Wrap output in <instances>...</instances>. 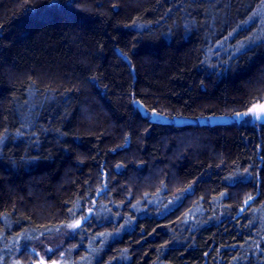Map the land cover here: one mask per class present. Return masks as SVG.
<instances>
[{
	"label": "trees",
	"instance_id": "obj_1",
	"mask_svg": "<svg viewBox=\"0 0 264 264\" xmlns=\"http://www.w3.org/2000/svg\"><path fill=\"white\" fill-rule=\"evenodd\" d=\"M263 7L0 0V264H264Z\"/></svg>",
	"mask_w": 264,
	"mask_h": 264
},
{
	"label": "snow or ice",
	"instance_id": "obj_2",
	"mask_svg": "<svg viewBox=\"0 0 264 264\" xmlns=\"http://www.w3.org/2000/svg\"><path fill=\"white\" fill-rule=\"evenodd\" d=\"M156 116H159V114H156ZM236 118H241V117H248L251 116L254 120L256 121H264V104L259 105V108H257L255 105L251 108L248 109L247 112H243V113H236L235 114ZM3 142V136L0 135V143ZM247 172V170H246ZM253 197L249 196L248 200L245 201V203H248V201L252 200ZM71 211V210H70ZM91 209H89V214L91 213ZM89 218V216H84L81 217V219L79 220H75L74 223H71L69 225H67V227L73 231L78 230V229H82L83 228V223L82 221H85ZM103 235V234H102ZM38 239V238H37ZM56 249L53 248H49L46 249V253H52L54 254V251ZM34 251V250H33ZM64 254L61 253V256H63ZM0 261H3V257L0 256ZM39 264H44V259L43 257L40 258ZM52 264H58L57 261H53Z\"/></svg>",
	"mask_w": 264,
	"mask_h": 264
},
{
	"label": "rangeland",
	"instance_id": "obj_3",
	"mask_svg": "<svg viewBox=\"0 0 264 264\" xmlns=\"http://www.w3.org/2000/svg\"><path fill=\"white\" fill-rule=\"evenodd\" d=\"M258 19L260 21V24H262V29L260 28L259 31L257 33L259 34H264V7L260 9V11L258 12ZM264 104V98H262L261 100L255 101L253 102L245 111L243 112H247L249 108L253 107L254 105L259 108V105ZM243 112H239V113H243ZM152 117V113L150 114ZM235 115V114H234ZM209 119V118H208ZM229 120H233V114L229 115ZM237 121H246V122H259L254 120L251 116L248 117H241V118H237ZM93 207V204L91 205V207H89L87 209V211L89 212V209H91ZM71 223H74V221H72ZM69 223V224H71ZM39 257H43L46 258V255H40L39 253H37V257L32 259L28 264H34L35 261H37L39 259ZM49 260L52 261H57L58 264H70L68 261L65 260L64 256H61V253L58 257H54V258H48ZM9 264H23L22 261L18 260V259H13Z\"/></svg>",
	"mask_w": 264,
	"mask_h": 264
},
{
	"label": "water",
	"instance_id": "obj_4",
	"mask_svg": "<svg viewBox=\"0 0 264 264\" xmlns=\"http://www.w3.org/2000/svg\"><path fill=\"white\" fill-rule=\"evenodd\" d=\"M138 106L141 107L140 103H138ZM155 118H163L161 115L156 116V113L154 112L151 119H155ZM227 120V117L222 115V116H210L209 117V124H220L222 122H225ZM203 121V120H201ZM183 123V118H175V125L180 126ZM44 259V258H43ZM40 258L39 260L36 262V264H39ZM52 260L47 261V259H44V264H52Z\"/></svg>",
	"mask_w": 264,
	"mask_h": 264
},
{
	"label": "flooded vegetation",
	"instance_id": "obj_5",
	"mask_svg": "<svg viewBox=\"0 0 264 264\" xmlns=\"http://www.w3.org/2000/svg\"><path fill=\"white\" fill-rule=\"evenodd\" d=\"M141 108H142V107H141ZM225 116H226V115H225ZM162 117H163V118H161V120H165V117H164V116H162ZM226 117H227L226 122L231 121V120H229V116H226ZM233 118H234V119H237L235 115H233ZM155 119H156V118H155ZM39 258H40V257H39ZM44 259H47V261H50V260L48 259V257H46V258H44ZM38 260H39V259H38ZM38 260H37V261H38ZM37 261H35L34 264H36Z\"/></svg>",
	"mask_w": 264,
	"mask_h": 264
}]
</instances>
